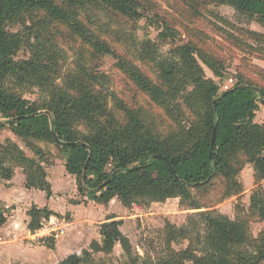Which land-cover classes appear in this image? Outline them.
Listing matches in <instances>:
<instances>
[{"label": "trees", "instance_id": "trees-1", "mask_svg": "<svg viewBox=\"0 0 264 264\" xmlns=\"http://www.w3.org/2000/svg\"><path fill=\"white\" fill-rule=\"evenodd\" d=\"M212 2L232 7L239 14L257 18L264 24V0ZM137 3L135 0H0V116L10 119L6 125L26 140V146L34 154L28 156L12 140L0 141V181L11 180L15 169L22 168L28 189L43 191L48 198L52 196L42 165L46 152L35 142L55 144L60 153L67 154L66 169L77 178L80 194H100L105 204L118 198L129 209L133 205L148 206L178 198L182 206L202 210L193 191H207L220 177L225 181L224 199L238 196L243 192L238 174L246 164L253 166L257 183L264 181V123L255 122L256 112L264 102V89L243 81L223 92H219L218 85L209 86L196 57L206 56L191 44L179 46L170 54L172 69L167 71L161 66L158 83L149 80L139 68L121 60V67L128 70L141 90L177 121L179 129L167 138L156 136L132 111L124 110L128 118L125 123L109 113L103 90L94 87V83L101 82L97 75L89 74L85 78V73L83 78L73 77L67 90L55 91L49 102L41 105L31 104L10 90L14 79H28L38 87L53 89L57 64L54 58L45 60L40 44L41 49H37L34 58L16 62L14 57L22 40L7 29L9 24L41 12L45 15V23H63L95 53L107 55L113 50L82 24V11L92 8L131 17ZM169 34L175 37L172 29ZM54 55L58 57L56 51ZM216 100L217 109L214 107ZM75 124L82 125L86 132L70 130ZM215 127L217 137L210 157ZM53 132L63 142L85 143L86 146H59ZM155 156L167 158L175 175L164 161L154 159ZM112 163L115 167L110 169ZM152 167H164L167 173L153 174ZM251 210L264 219L263 189L253 192ZM53 214L48 209L32 207L29 229L33 230L42 219ZM195 217H199L203 229L198 234L201 256L193 264H264V239L251 240L245 222L233 221L217 211L198 212ZM5 221L0 211V224ZM195 224L192 216L189 226L197 228ZM122 225V220H112L105 225L103 246L99 250L111 254L119 244L127 259L138 264L129 238L121 231ZM186 227L179 231L185 237L190 232L188 225ZM43 243L48 248L55 247L54 239ZM249 244L254 251L246 250ZM190 254L191 248L182 254L173 252L155 262L140 264H185ZM90 256V252L83 251L82 256L70 255L59 264H86Z\"/></svg>", "mask_w": 264, "mask_h": 264}, {"label": "rangeland", "instance_id": "rangeland-1", "mask_svg": "<svg viewBox=\"0 0 264 264\" xmlns=\"http://www.w3.org/2000/svg\"><path fill=\"white\" fill-rule=\"evenodd\" d=\"M135 1L138 3L131 17L92 8L82 11V24L113 50L112 54L107 55L95 53L89 44L63 23H45V15L41 12L28 14L24 20L22 18L18 23L9 24L7 29L17 33L22 40L14 57L16 62L30 61L37 49H41V45L45 60L54 58L57 64L53 84L55 88L50 87L47 90L36 86L34 81L14 79L9 86L10 90L31 104L41 105L49 102L50 95L55 91L67 90L69 80L71 82L73 77H80L85 73V78L89 74L97 75L101 82L94 83V87L99 91L103 90L109 113L125 123L128 119L125 111H132L156 136L167 138L179 129L177 121L169 117L141 90L129 76L128 70L121 67V60L129 66L139 68L149 80L158 83L161 66L167 71L172 69L170 54L179 46L191 44L206 56L196 57L209 86L218 85L219 92H223L233 89L237 83L243 81L264 89V24L259 19L241 15L234 8L218 5L212 0ZM171 29L175 32V37L169 34ZM54 51L58 57L54 55ZM9 120L0 116V141L4 143L12 140L28 156L33 157V152L26 146V140L6 125ZM255 122L264 123L263 104L256 112ZM70 130L86 132L80 124H75ZM35 144L45 150V156L54 154L53 157L59 159L63 155L56 149L55 144ZM53 161L54 159L50 163ZM114 167L112 163L109 168ZM152 172L167 173L164 167H152ZM138 174L139 172L136 176ZM238 180L243 192L227 199H224L225 181L220 177L207 191L194 190L202 210H190L182 206L178 198L128 208L124 215L122 232L132 244L137 263L155 262L172 255L173 252L182 254L191 248L190 257L185 259V264H193L201 256L198 234L203 227L199 217H195L198 212L209 214L217 211L233 221L241 220L247 224L251 240L264 239V219L251 210L252 194L256 189L264 190V181L256 182L251 164H246L239 172ZM131 214L135 217L128 219ZM192 216L197 228L189 226ZM187 225L190 232L185 237L179 231L182 228L187 229ZM27 238L24 235L25 242H29ZM89 248L85 250H91ZM246 250L254 251V247L249 244ZM89 252L91 256L86 259V264H133L119 244L111 254L103 253L98 246Z\"/></svg>", "mask_w": 264, "mask_h": 264}, {"label": "crops", "instance_id": "crops-1", "mask_svg": "<svg viewBox=\"0 0 264 264\" xmlns=\"http://www.w3.org/2000/svg\"><path fill=\"white\" fill-rule=\"evenodd\" d=\"M62 154L59 159L48 154L42 162L51 185L50 198L43 191L26 187L27 178L22 168L15 169L11 180L0 181V211L6 219L0 224V264H59L70 255L88 251L85 249L89 247L91 250L95 246L100 248L105 225L112 220L124 221L128 208L118 198L105 204L100 194H80L77 178L66 169L67 154ZM34 206L48 209L54 213L52 216L68 218L71 223L67 233L55 240L53 249L43 243L51 238L39 243L24 241V235L31 231L30 211ZM134 217L131 214L127 218Z\"/></svg>", "mask_w": 264, "mask_h": 264}, {"label": "built area", "instance_id": "built-area-1", "mask_svg": "<svg viewBox=\"0 0 264 264\" xmlns=\"http://www.w3.org/2000/svg\"><path fill=\"white\" fill-rule=\"evenodd\" d=\"M71 228V223L65 217L50 216L41 220L40 224L31 230L27 236L30 242L45 238L58 240Z\"/></svg>", "mask_w": 264, "mask_h": 264}, {"label": "water", "instance_id": "water-1", "mask_svg": "<svg viewBox=\"0 0 264 264\" xmlns=\"http://www.w3.org/2000/svg\"><path fill=\"white\" fill-rule=\"evenodd\" d=\"M217 103H218V100H216V101L214 102V107H215V109H217ZM263 106H264V102H263ZM45 113H46L47 115H49V112H45ZM53 135H54V139H55L56 144L59 145V146H64V145L77 146V145H79V144H81V145H83V146H86L85 143L63 142L62 140L59 139V136H58L55 132H53ZM216 137H217V127H215V129H214V133H213V139H212V145H211L210 157H212V153H213V149H214V144H215V141H216ZM89 151H90V155H91V154H92V151H91L90 148H89ZM154 159H158V160H162V161H164V162L167 164V166L169 167L170 172H171L172 174L175 175V172H174V170H173V167L171 166L170 161H169L167 158H165V157H163V156H155ZM85 175H86V168L84 169V176H85ZM105 185H106V184L102 185V186L100 187V189L103 188Z\"/></svg>", "mask_w": 264, "mask_h": 264}]
</instances>
